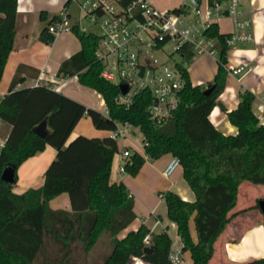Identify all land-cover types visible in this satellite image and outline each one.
<instances>
[{
	"label": "trees",
	"instance_id": "trees-1",
	"mask_svg": "<svg viewBox=\"0 0 264 264\" xmlns=\"http://www.w3.org/2000/svg\"><path fill=\"white\" fill-rule=\"evenodd\" d=\"M120 1L125 5L131 2ZM17 2L0 0V80L15 42ZM73 32L80 39L87 63L79 73V82L102 94L109 113L76 100L50 83L16 87L0 94V118L11 125L0 148V264H77L76 251L90 252L105 232L111 237L112 250L103 264H129L136 256L151 264H176L171 258L173 238L169 231H151L143 222L121 235L138 215L128 185L123 180H112L118 140L111 135L84 133L69 140L84 114L92 118L97 128L114 129L117 121L139 126L145 154L133 151L125 162L127 173L137 174L147 158L166 152L180 157L197 199L188 200L167 189L163 196L168 215L177 222L182 250L191 251L194 264H209L214 243L225 230L230 211L238 201L240 184L245 180L264 183V124L253 110L254 92L249 88L242 90L239 105L227 110L239 128L237 134H225L210 118L226 85V39L230 33L220 32L217 21L206 29L209 37L218 38L221 43L214 78L195 85L188 67L181 64L185 85L179 92V106L171 117L158 120L148 110L152 102L150 89L136 93L130 105L117 100L121 87L101 74L102 63L95 56L98 35L83 31L78 24ZM41 37L46 42L56 38L48 27ZM186 49L190 62L194 51ZM44 118L48 119L47 137L34 130ZM48 144L56 147L58 153L45 171L43 184L16 192L13 183L2 178L3 168L12 164L17 181L19 165ZM64 192L69 194L72 209L51 206L50 200ZM194 213L197 240L190 230ZM148 234L151 244H155L150 252L144 248ZM50 243L56 246L54 252L48 249ZM240 264H264V258Z\"/></svg>",
	"mask_w": 264,
	"mask_h": 264
},
{
	"label": "crops",
	"instance_id": "crops-1",
	"mask_svg": "<svg viewBox=\"0 0 264 264\" xmlns=\"http://www.w3.org/2000/svg\"><path fill=\"white\" fill-rule=\"evenodd\" d=\"M66 1L18 0L15 42L0 80L1 95L16 87L50 83L57 90L96 108L93 102L88 101L87 87L90 86L79 82V73L87 67L79 37L73 31H64L55 35L56 38L52 42H46L41 37L43 29L48 27L53 17L62 11ZM151 1L160 8H178L188 0ZM165 2H169L171 6H166ZM211 2L212 0L200 1L201 16L204 18L207 17ZM242 6L244 13L252 18L254 39L249 42H239L229 47L228 64L247 62L246 69L238 73L231 70L228 72L225 88L217 97L218 102L210 113L213 124L227 135L239 132L238 126L230 120L227 110L239 105V94L247 88L255 94L253 110L258 115L260 123L264 124V0H243ZM79 18V14L74 16L72 11V19L75 23H80L81 19ZM214 21L218 22L220 32L229 34L236 29L235 20L231 15L221 16ZM220 46V40L213 38L211 47L216 48L217 52L199 54L192 61L199 56L214 57L218 65ZM59 58L72 59L76 63L71 68L74 70L71 72L69 68L62 69V62ZM218 67L214 65L206 77L198 78L197 81H193L190 76L191 81L195 85L207 83L214 78ZM94 91L97 92L98 96L100 95V101L105 103V109H96L105 112L107 109L106 101L100 92L95 89ZM0 120V139L6 140L11 125L1 118ZM82 121L83 117L74 127L71 136L76 137L83 133L99 137L111 135V129L96 130L89 122L86 123V120L83 123ZM132 133L133 135L123 139L122 142L118 139L119 151L112 165V180L116 182L123 180L128 185L134 196V210L138 215L129 226L123 229L121 235L125 236L128 230L135 229L144 222L151 231H169L173 238L172 247L178 249L181 242L179 231H177V222L168 215L167 201L163 192L172 189L182 198L195 201L197 199L195 191L185 177L184 165L181 164L170 175H165L167 163L174 155L172 152H166L157 158H147L137 174L120 172L118 165L121 149L124 145L145 154L144 135L139 126H134ZM57 153L56 147L49 144L43 150L37 151L34 156L29 157L19 165L16 182H19L20 176L26 170H31L34 173L38 171L34 182L37 181L38 183L35 187L41 186L45 180V171ZM28 188L30 187L19 191L14 190L22 192ZM237 196L238 201L230 211L231 219L214 243L215 252L209 259V264H240L254 258H264V183L245 180L240 184ZM50 201L54 208L72 209L69 194L66 192L53 197ZM195 215L194 213L190 218V230L194 239L197 240L198 231L196 230ZM182 252L184 264H194L191 251ZM137 263L151 264L143 259H141V263Z\"/></svg>",
	"mask_w": 264,
	"mask_h": 264
},
{
	"label": "built area",
	"instance_id": "built-area-1",
	"mask_svg": "<svg viewBox=\"0 0 264 264\" xmlns=\"http://www.w3.org/2000/svg\"><path fill=\"white\" fill-rule=\"evenodd\" d=\"M242 1L213 0L204 18L200 0H188L179 6V10L160 8L151 0H131L128 5L120 0H68L49 23L48 31L57 35L73 31L78 24L83 31L98 35L94 52L102 63L101 74L120 87V83L128 85V90H121L117 100L130 105L136 93L150 89L152 102L148 110L153 118L163 120L173 115L181 101L179 92L185 85L181 64H188L186 47L194 51L192 59L202 53L217 52L211 47L214 37L205 32L213 20L225 15L234 18L236 29L226 39L228 48L254 39L253 21L244 13ZM73 3L79 6L80 23L72 19ZM190 14L193 19L188 21L187 15ZM89 24L98 26V29L89 30ZM168 43L172 45L171 49L167 48ZM175 55L179 59H173ZM227 65L229 71L238 73L246 69L247 62ZM104 113L108 115V108ZM134 126L130 121H117L116 128L110 131L111 137L125 140L133 135ZM5 141L0 139V146ZM133 151L128 145L121 149L120 172L126 173L125 162ZM180 165V157L173 155L167 163L165 175H170ZM145 242L151 244L150 234L145 237ZM179 247H173L171 251L176 264L184 261L182 243Z\"/></svg>",
	"mask_w": 264,
	"mask_h": 264
},
{
	"label": "rangeland",
	"instance_id": "rangeland-1",
	"mask_svg": "<svg viewBox=\"0 0 264 264\" xmlns=\"http://www.w3.org/2000/svg\"><path fill=\"white\" fill-rule=\"evenodd\" d=\"M162 1H168V0H162ZM166 6H171V4L169 2H165ZM72 11L74 16L79 14V6L77 3H73V7H72ZM193 19L192 14L187 15V20L190 21ZM98 29V26H93L91 24H89V30H93L96 31ZM172 45L171 44H167V48L171 49ZM84 57V56H83ZM83 57L82 60H83ZM179 59V56L175 55L173 57V59ZM61 63V68L65 69V68H69L72 72L71 69L72 67L75 66V62L72 59H67V58H59ZM86 63V62H85ZM217 65V60L213 57H206V56H199L197 57V59L188 62L187 66H189V70H190V76L192 78L193 81H197L198 78L201 77H206L207 74H209V72L212 70V67ZM88 101L93 102V105H96V108H101V109H105V103L100 101V95H97V92L94 91V89L92 88H88ZM90 90V91H89ZM86 120V123L89 122L91 126H93V128H95L96 130H109L106 128H97L93 121L92 118L89 115H83V121ZM82 121V123H83ZM71 135V134H70ZM73 136H70L69 140L73 139ZM120 142H122V138H119ZM130 144V143H129ZM1 148V146H0ZM38 172V171H37ZM37 172H32L31 170H26L24 173H22V175L20 176V180L19 182H14L13 186L14 189L19 191V190H23L27 187H35L37 186V181L34 182V178L37 175ZM112 248V240L111 237L109 235V233L105 232L103 234V236L100 238V240L96 243V245L93 247V249L90 252L85 253L82 250H77L75 253V259L77 264H103V261L106 259V257L108 256V254L111 252ZM48 249L50 251H55L56 246L54 243H50L48 245ZM140 258V257H139ZM137 262L141 263V259L138 258H133L129 264H138Z\"/></svg>",
	"mask_w": 264,
	"mask_h": 264
},
{
	"label": "water",
	"instance_id": "water-1",
	"mask_svg": "<svg viewBox=\"0 0 264 264\" xmlns=\"http://www.w3.org/2000/svg\"><path fill=\"white\" fill-rule=\"evenodd\" d=\"M121 84V90L123 92H126L128 90V85L125 83H120ZM210 90V89H207ZM34 130L36 131V133H38L40 136L43 137H47L49 134V129H48V119L44 118L40 123L36 124L34 126ZM2 178L6 181H9L10 183H14L16 182V169L14 168V166L12 164H8L3 168V172H2ZM155 246L154 243L150 244V245H146L145 251L146 252H150L152 251V249H154L153 247Z\"/></svg>",
	"mask_w": 264,
	"mask_h": 264
},
{
	"label": "bare ground",
	"instance_id": "bare-ground-1",
	"mask_svg": "<svg viewBox=\"0 0 264 264\" xmlns=\"http://www.w3.org/2000/svg\"><path fill=\"white\" fill-rule=\"evenodd\" d=\"M184 262H185V261H183V262H182V263H180V264H184Z\"/></svg>",
	"mask_w": 264,
	"mask_h": 264
}]
</instances>
